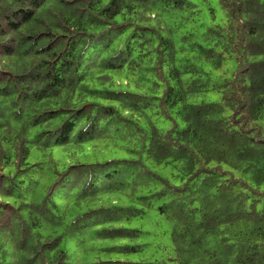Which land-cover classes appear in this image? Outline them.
<instances>
[{"label": "trees", "instance_id": "trees-1", "mask_svg": "<svg viewBox=\"0 0 264 264\" xmlns=\"http://www.w3.org/2000/svg\"><path fill=\"white\" fill-rule=\"evenodd\" d=\"M207 2L0 0V264H264V0Z\"/></svg>", "mask_w": 264, "mask_h": 264}, {"label": "rangeland", "instance_id": "rangeland-1", "mask_svg": "<svg viewBox=\"0 0 264 264\" xmlns=\"http://www.w3.org/2000/svg\"><path fill=\"white\" fill-rule=\"evenodd\" d=\"M206 5H208V6L206 7V9L203 12V16H204L203 18H204V21H205L206 25L213 24L215 22L222 23V22H224L226 20V17H227L226 16V11L222 7V4H221L220 0H208ZM210 8H212L214 10V13L216 14L215 19L212 18ZM169 17H171V15ZM180 26H182V23H181L180 20H174L173 21V29H176L177 27H180ZM219 96L220 95L217 92L209 94V97L211 99H217V98L219 99ZM262 124L264 126V122ZM62 149H63L62 147H57V148H55L53 150V153L55 154V156L60 161V164H59L60 168H63V166H64L63 162L66 161V159H64V152L62 151ZM34 153H39L40 154L41 152H40L39 149H35ZM103 157H104V153L98 152V153L94 154L91 151V149L88 148V149H86L83 152L77 151L75 153V156H74L73 160L81 159V160H85V161H95V160H102ZM63 159H64V161H63Z\"/></svg>", "mask_w": 264, "mask_h": 264}]
</instances>
